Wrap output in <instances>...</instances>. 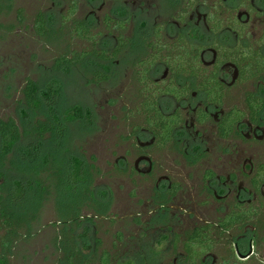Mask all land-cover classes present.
I'll return each mask as SVG.
<instances>
[{
  "label": "flooded vegetation",
  "instance_id": "af4514ba",
  "mask_svg": "<svg viewBox=\"0 0 264 264\" xmlns=\"http://www.w3.org/2000/svg\"><path fill=\"white\" fill-rule=\"evenodd\" d=\"M47 3L33 30L72 27L89 43L74 56L94 64L88 81L130 82L132 130L110 183L130 198L112 213L101 191V214L82 216L139 233L131 246L143 253L116 262L264 264V0ZM127 232L109 250L127 246Z\"/></svg>",
  "mask_w": 264,
  "mask_h": 264
},
{
  "label": "rangeland",
  "instance_id": "374dc122",
  "mask_svg": "<svg viewBox=\"0 0 264 264\" xmlns=\"http://www.w3.org/2000/svg\"><path fill=\"white\" fill-rule=\"evenodd\" d=\"M48 7L47 0H0V119L12 118L19 125L20 110L23 106L22 89L28 80L35 82L41 89L52 80L60 82L62 90L56 101L57 110L80 106L92 113L96 123L95 131L91 132L83 130L88 127L85 123L70 125L68 137H65L64 141L76 154L88 159L95 158L92 162L100 168L102 174L95 178L93 186L97 192L105 190L113 193L111 212L116 213L118 201L122 198L128 201L130 198L127 192L130 186L126 185V188L121 190L115 185H112L113 189L110 186V183L116 181L111 166L114 165L116 157L124 154L125 148L121 146L132 130L127 118L132 117L134 111L129 112L131 101L125 94L130 82L128 79H122L102 85L92 83L88 80L95 70L94 64H88L85 68L82 65L74 66L72 69L59 68L58 65L64 64L62 57L73 60L72 58L81 50H86L89 43L83 41L82 34L81 37L75 36L72 27L68 26L57 28L53 23L56 29L50 26L52 35L49 38L33 30L31 24L36 13L47 10ZM64 8L66 9L64 5H58L55 12L61 14ZM83 16L84 13L80 11L78 19L81 20ZM20 19L28 24L27 29L21 24ZM111 70L117 68L112 66ZM56 181L55 184L59 186L62 180L58 177ZM50 193V199L45 204L41 201L39 222L35 226L33 224V236L23 239L18 244L12 264H64L63 253L60 251L63 227L58 224L60 215L57 211L62 207L67 210L70 202L66 194L59 193V188ZM144 193L147 194V191ZM91 214L94 212L87 209L80 212L84 218ZM115 221L116 223L110 224L103 219L97 222L94 220L96 228L92 226L89 232H86L84 228L89 225H84L85 227L75 233L74 239L84 256L101 253L104 250L112 253L115 259L121 252L123 256L126 254L136 256L142 252L133 250L131 246L136 242L134 236L139 233L134 232L135 229L130 223L127 225L122 219ZM120 226L129 231L124 242L130 246L119 247L117 252L109 250L114 242V233ZM149 239L144 240L149 242ZM97 240L101 241L100 248L96 247ZM85 242L89 248H83L86 247ZM162 261L163 264L169 263L167 260Z\"/></svg>",
  "mask_w": 264,
  "mask_h": 264
},
{
  "label": "trees",
  "instance_id": "16d2710c",
  "mask_svg": "<svg viewBox=\"0 0 264 264\" xmlns=\"http://www.w3.org/2000/svg\"><path fill=\"white\" fill-rule=\"evenodd\" d=\"M43 21L37 22L36 31L49 38L52 34ZM80 58L62 57L64 64L58 67H84V60ZM61 90L62 85L56 80L43 89L28 80L22 89L19 125L12 118L0 119V264L13 263L18 244L33 236V224L39 222L41 201L45 204L50 192L58 188L70 202L67 210L62 207L57 211L58 224L63 227L60 251L64 264H121L104 250L84 256L74 239L84 225L90 226H84L86 232L92 226L96 228L92 219L84 220L80 212L87 209L100 215L106 207L102 201L105 192H97L93 186L95 178L102 174L92 162L95 158L76 154L64 141L68 137V127L73 124L85 123L88 127L83 130L95 131L93 115L80 106L58 111L56 101ZM58 177L62 180L59 186L55 184ZM96 242V247L100 248L101 241ZM85 244L83 248H89Z\"/></svg>",
  "mask_w": 264,
  "mask_h": 264
}]
</instances>
